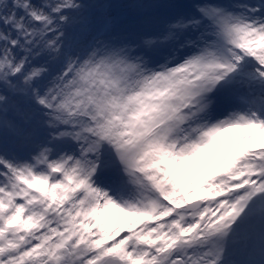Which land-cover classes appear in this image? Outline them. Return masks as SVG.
<instances>
[{
	"label": "snow or ice",
	"instance_id": "obj_1",
	"mask_svg": "<svg viewBox=\"0 0 264 264\" xmlns=\"http://www.w3.org/2000/svg\"><path fill=\"white\" fill-rule=\"evenodd\" d=\"M0 264H264V0H0Z\"/></svg>",
	"mask_w": 264,
	"mask_h": 264
},
{
	"label": "rangeland",
	"instance_id": "obj_2",
	"mask_svg": "<svg viewBox=\"0 0 264 264\" xmlns=\"http://www.w3.org/2000/svg\"><path fill=\"white\" fill-rule=\"evenodd\" d=\"M111 6L114 7V4H112ZM117 6H122V8L127 11L126 13L128 15L130 14L129 13V10L130 9H134L136 7V5L130 4V3H126V2H117ZM171 6H173V5H164V4H159V5H157V4H150V5H147V7H149V8L171 7Z\"/></svg>",
	"mask_w": 264,
	"mask_h": 264
},
{
	"label": "bare ground",
	"instance_id": "obj_3",
	"mask_svg": "<svg viewBox=\"0 0 264 264\" xmlns=\"http://www.w3.org/2000/svg\"><path fill=\"white\" fill-rule=\"evenodd\" d=\"M121 13V11H119Z\"/></svg>",
	"mask_w": 264,
	"mask_h": 264
}]
</instances>
